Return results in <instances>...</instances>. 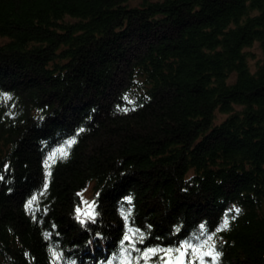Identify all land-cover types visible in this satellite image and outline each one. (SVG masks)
Segmentation results:
<instances>
[{
	"label": "trees",
	"instance_id": "1",
	"mask_svg": "<svg viewBox=\"0 0 264 264\" xmlns=\"http://www.w3.org/2000/svg\"><path fill=\"white\" fill-rule=\"evenodd\" d=\"M0 176V264H264V0H0Z\"/></svg>",
	"mask_w": 264,
	"mask_h": 264
},
{
	"label": "snow or ice",
	"instance_id": "2",
	"mask_svg": "<svg viewBox=\"0 0 264 264\" xmlns=\"http://www.w3.org/2000/svg\"><path fill=\"white\" fill-rule=\"evenodd\" d=\"M82 131V130H81ZM75 143V140H69L67 142V145L66 147H61V148H57L49 157H48V161H46L45 163V166L47 168L50 169V164H49V161L52 162V163H55V160H56V157L57 155L59 154L60 158L61 159H66L67 158V155H68V152H67V148H70L72 146V144ZM5 170H7V166H5ZM48 176H51V171L49 170V172L47 173ZM4 177L3 176H0V180H3ZM47 187V185H45V188ZM35 197H33L31 200L28 201L26 207L31 210L32 209V205H33V202L35 201ZM80 210L77 209V212H79ZM235 211L238 213L239 212V209H235ZM89 218H91V214L89 213ZM228 226H229V220L226 218L224 219L223 221V224L220 226V228L218 229V231H224V230H227L228 229ZM201 228L203 229L204 226L202 225ZM125 239H129V237H125ZM142 239V237H141ZM212 241V235H208L207 238L202 242V243H199V244H193V243H186L185 245H182L181 248L177 249V253L179 254V256H185L187 254V252L185 250H190L191 253L193 255L197 254V253H200L201 250L204 248V247H209V251L208 252H203L202 253V256L200 257L201 259V264H203V256H208L210 257L212 260H217L218 257H219V253L215 251V245L214 244H210L209 242ZM171 250H169L168 253H166V255L170 254ZM52 255L54 257H56V253L53 252ZM145 255H148L147 253H145ZM176 264H183L182 261L180 260H177Z\"/></svg>",
	"mask_w": 264,
	"mask_h": 264
},
{
	"label": "rangeland",
	"instance_id": "3",
	"mask_svg": "<svg viewBox=\"0 0 264 264\" xmlns=\"http://www.w3.org/2000/svg\"><path fill=\"white\" fill-rule=\"evenodd\" d=\"M252 48V51H254V54L256 56H258L259 54V51H258V48H256V46H253L251 47ZM218 115V114H217ZM221 116V115H218V117ZM91 192H90V188L89 189H86L84 192H83V201L84 202H87V201H90L91 199Z\"/></svg>",
	"mask_w": 264,
	"mask_h": 264
},
{
	"label": "water",
	"instance_id": "4",
	"mask_svg": "<svg viewBox=\"0 0 264 264\" xmlns=\"http://www.w3.org/2000/svg\"><path fill=\"white\" fill-rule=\"evenodd\" d=\"M177 260L182 261L183 264H186V262H187V258H186V256H182V257H181V256H179V254L177 253V254L175 255V257H174L173 259H171V260H168V261L166 262V264H176Z\"/></svg>",
	"mask_w": 264,
	"mask_h": 264
}]
</instances>
